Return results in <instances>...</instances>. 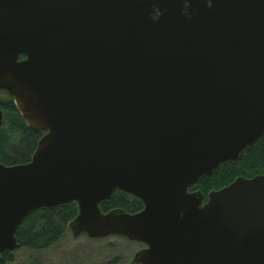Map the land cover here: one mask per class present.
I'll return each instance as SVG.
<instances>
[{"label":"water","instance_id":"1","mask_svg":"<svg viewBox=\"0 0 264 264\" xmlns=\"http://www.w3.org/2000/svg\"><path fill=\"white\" fill-rule=\"evenodd\" d=\"M0 89L45 133L0 164V264L70 204L73 239L133 264H264V174L189 192L264 137V0H0ZM117 191L143 209L103 212Z\"/></svg>","mask_w":264,"mask_h":264},{"label":"trees","instance_id":"2","mask_svg":"<svg viewBox=\"0 0 264 264\" xmlns=\"http://www.w3.org/2000/svg\"><path fill=\"white\" fill-rule=\"evenodd\" d=\"M16 128L21 133V138L16 144L12 143V137L8 133L0 134V162L5 165L28 162L42 136L41 133L23 125ZM262 174H264V137L245 149L237 161L223 164L210 176L199 179L195 189L207 195L213 190L229 185L238 177L253 178ZM100 208L103 212L120 208L127 213L134 214L142 208V205L136 199L130 201L123 193H114L109 200L100 204ZM76 214L75 204L31 213L17 232L18 243L21 248L37 250L48 248L63 236L67 230V224L74 219ZM11 261L10 253H5L2 264ZM115 263L116 261L112 264Z\"/></svg>","mask_w":264,"mask_h":264},{"label":"rangeland","instance_id":"3","mask_svg":"<svg viewBox=\"0 0 264 264\" xmlns=\"http://www.w3.org/2000/svg\"><path fill=\"white\" fill-rule=\"evenodd\" d=\"M18 122V118L9 116L2 132L12 133L11 127ZM12 143L16 144L15 140ZM140 248L139 244L121 237L90 240L83 235L73 239L66 230L50 247L41 250L22 247L10 253L12 261L4 264H112L114 261L115 264H133V257Z\"/></svg>","mask_w":264,"mask_h":264},{"label":"flooded vegetation","instance_id":"4","mask_svg":"<svg viewBox=\"0 0 264 264\" xmlns=\"http://www.w3.org/2000/svg\"><path fill=\"white\" fill-rule=\"evenodd\" d=\"M23 60H25V57H21L20 59H19V61H23ZM0 111H1V113H2V116H3V119H2V125H1V127H0V134L1 133H3L2 132V127H3V125H4V123L5 122H7L8 120H9V116H15L16 118H18L19 119V122L18 123H16V125L13 127H11V130H13V132L12 133H8L12 138V142L15 140V142L17 143L19 140H20V138H21V133L19 132V131H17V126H21V125H23L24 127H26V128H28L27 126H26V124H25V122H24V120H23V118H22V116H21V114L18 112V110L16 109V106H15V101H14V98L8 93V91L7 90H4V89H0ZM22 122V123H21ZM29 129V128H28ZM33 130V129H32ZM35 131V130H34ZM36 132H38V131H36ZM39 133H41L42 134V136H41V138L44 136V132H39ZM17 137V138H16ZM40 138V139H41ZM16 139H17V141H16ZM40 139L38 140V142L40 141ZM38 142H37V145H38ZM37 145H36V149H37ZM36 149H35V151H36ZM34 151V152H35ZM34 152L31 154V156H30V160H31V157H32V155L34 154ZM30 160L28 161V162H26V163H23V164H13V165H5V164H3V163H1L0 162V164H2V165H4V166H6V167H12V166H19V165H26V164H28L29 162H30ZM197 184V183H196ZM197 191H199V190H196L195 189V185L193 186V187H191L190 189H189V192L190 193H194V192H197ZM200 192V191H199ZM116 193H123V192H119V191H117ZM123 194H125L127 197H128V199L130 200V201H132V200H134V199H136V198H134L133 196H131V195H129V194H126V193H123ZM204 195V194H203ZM208 195V194H207ZM207 195H204L205 196V200H204V202L203 203H206V201H207ZM136 200H138V199H136ZM139 201V200H138ZM141 203V202H140ZM141 205H142V203H141ZM143 209V205H142V208L138 211V212H140L141 210ZM138 212H135V213H138ZM134 213V214H135ZM137 244H139V243H137ZM140 246H141V248L140 249H142V248H144V246L143 245H141V244H139Z\"/></svg>","mask_w":264,"mask_h":264}]
</instances>
